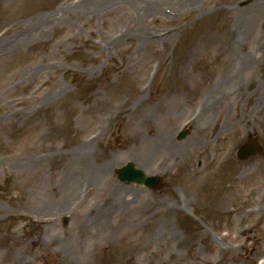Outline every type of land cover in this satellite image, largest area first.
Wrapping results in <instances>:
<instances>
[{
  "label": "rangeland",
  "instance_id": "374dc122",
  "mask_svg": "<svg viewBox=\"0 0 264 264\" xmlns=\"http://www.w3.org/2000/svg\"><path fill=\"white\" fill-rule=\"evenodd\" d=\"M261 134L264 0H0V264H264Z\"/></svg>",
  "mask_w": 264,
  "mask_h": 264
},
{
  "label": "water",
  "instance_id": "95a60500",
  "mask_svg": "<svg viewBox=\"0 0 264 264\" xmlns=\"http://www.w3.org/2000/svg\"><path fill=\"white\" fill-rule=\"evenodd\" d=\"M139 173V172H138ZM141 175L139 176V177H136L135 175H134V173H132L131 174V176H130V178H129V180H131V181H136V182H138V183H142V184H150V182H149V179L148 178H146V177H144L143 175V173L141 172L140 173Z\"/></svg>",
  "mask_w": 264,
  "mask_h": 264
},
{
  "label": "bare ground",
  "instance_id": "6f19581e",
  "mask_svg": "<svg viewBox=\"0 0 264 264\" xmlns=\"http://www.w3.org/2000/svg\"><path fill=\"white\" fill-rule=\"evenodd\" d=\"M7 6H8V4L5 5V7H7Z\"/></svg>",
  "mask_w": 264,
  "mask_h": 264
}]
</instances>
